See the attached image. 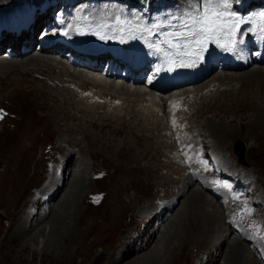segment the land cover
<instances>
[{
  "label": "rangeland",
  "instance_id": "rangeland-1",
  "mask_svg": "<svg viewBox=\"0 0 264 264\" xmlns=\"http://www.w3.org/2000/svg\"><path fill=\"white\" fill-rule=\"evenodd\" d=\"M18 1H20V0H0V15L5 11L6 6L15 5ZM28 1H30L32 3L38 2V0H28ZM114 1H116V0H114ZM263 1L264 0H258V1H253L252 4L249 3L250 5L247 4L245 6L246 12L249 14H252V13L255 14L256 13L257 15L260 16V13L264 10V4L262 3ZM60 2H61V0H60ZM193 2H194V0H172V2L170 4L162 3V4H158L157 6L155 4H149V2H148V4H145L143 7H139V8L132 7V8L137 10L138 17L143 19V18H146L148 16L149 17L148 23L149 24L154 23V29L155 30L158 29L157 28V19L159 16L160 17L162 16L163 18H165L166 14L170 13V12L171 13H174V12L180 13V16L182 15L180 17V21H179V23H181V25H177L176 28L178 29V31H175V32L176 33L178 32L180 34L179 38L182 40L183 37L187 33H190V32L192 33L194 30V29H192V27L187 25L186 21L184 20V18L186 17V16H184V14L186 12H189L190 5H192ZM120 6L125 7L126 5L120 4ZM58 9H60V8H58ZM75 14H76V17L78 19L79 16L77 15V13H75ZM58 16H60V14L56 15L55 17L57 18ZM102 17H105V18H102ZM102 17H101L102 19H96V20L88 17V21L91 22L93 24V26H95V27L97 26V31H96L97 35L106 36L107 34H111L112 32L115 33L117 29L121 30L122 28H125L127 26L126 24H122L121 26H119L116 23V19L113 18V15H106L105 13H103ZM93 18H95V17H93ZM81 20H84L87 23L85 18H83ZM93 20H95V21H93ZM103 21H105V22H103ZM225 21H226V23H225L223 28H225L226 24H227V26H229L227 18H225ZM85 22H83V25L85 24ZM238 22H239V19L234 18L233 23L237 24ZM148 23H147L148 29H149V27L153 28L152 26H149ZM233 23H231V25H233ZM248 25H251V24H248ZM163 26L166 28L168 26V24L164 23ZM187 29H188V31H187ZM85 31L86 30H81V32H85ZM149 31H150V29L147 30L148 33H150ZM58 32H59V30H58ZM156 32L155 33L157 35L158 31H156ZM223 32H227V30L225 31V29H223L222 31H219L217 33L224 34ZM89 34L90 33H88V35ZM192 36H193V34H192ZM149 40H151V38ZM152 40H155V36L152 37ZM27 42H29V38L25 39L23 43H27ZM5 43H6V39H5ZM36 46L37 45L34 44V48L32 47L34 52L31 51L32 52L31 55H33V54L38 55V52L36 51V48H35ZM5 48L6 47H4L3 49L5 51H7V49H5ZM1 53H5V52H1ZM52 56L57 60H61L62 62L63 61L65 62L64 59L58 58L57 56H55V54H52ZM3 57L5 59L7 58V56H3ZM1 58L2 57L0 56V59ZM30 67L31 68L33 67L32 69L34 71L35 70L37 71V69H38V67H36V66H30ZM253 67L264 68V65L253 64L252 68ZM102 69H100V70H102ZM33 70H29L25 77L28 80L39 82L33 76V74L30 73ZM247 70H248V68H244V69H242V72H245ZM37 72H41V71H37ZM86 72H88V71H86ZM240 72H241V70H239V71L212 72L206 78H204V80L200 81V83L190 86L189 91L192 92L199 85H202L206 80H207V82L212 81L213 80L212 78L217 76V75L222 76V75H225L227 73H228V75H238V74H240ZM234 73H238V74H234ZM36 74H38V73H36ZM3 76L5 77V75H3ZM259 77L260 76L256 75V76H253L252 79H250V80H243V82L249 84L251 90L257 91L259 93V100L256 102L257 106L248 107L247 109H245L244 112H238V113H233V114H229V113L225 112L224 114L223 113L220 114L217 118H214V117L211 118V116H213L212 115L213 112H215V111L217 112V109L219 108V107H217L218 105L229 107L231 104L235 103L234 94L229 95V92H221V94L217 95L214 99L212 97H209L208 99H206L204 101L206 103L203 102L201 104L199 102L198 105H195L194 110L196 109V112H195V114L193 113V115H192V117H193L192 122L195 125L196 131L194 133H191L192 135L189 134L190 137L191 136L193 137L194 142L196 141V143L199 144L198 147H200V150L203 149L202 148L203 144L206 146V148L203 146L205 149L204 151H206L205 153L210 155L212 157V160H213L210 163L211 168L216 167L217 163L219 162L220 165L222 166V170L225 173L230 174L232 176L238 175L240 177H243L244 182L249 183L248 186L250 187V190L251 191L253 190V192H254L252 200L254 203L253 206H254L255 212L253 213L249 209H245L246 215L241 216L240 218H237L236 220L233 221L231 219V215L234 212L232 210V206L231 205H228V207L222 206L225 209L224 208L221 209L220 208L221 205L219 204L218 201H212L211 200V195L208 192L209 189H205L206 192L203 191L204 192V194H203V192H201L202 190L200 189V187L195 182L193 185H191V187L193 189L190 187L191 190H189L185 196V198H186V197H188V195L191 192H196V193L202 194L204 200L209 205H215V203H216L215 207H217V205L220 206L219 211L223 212V214H222L223 223L228 224L230 227H232V229L234 231H238V232L243 231L242 233L247 234L249 236L250 240L253 241V245L255 244L256 246L258 245V242H260L263 238V233H262L261 229H264V94H263L264 93V84L261 87V88H263V90L260 92L259 91L260 88L257 85V81L260 79ZM11 79L13 80V77H11L9 80L8 79L5 80L4 83L0 82V120H2V122H0V147H2V148H0V161H1L0 162V203H1V206H0V244L4 241L5 236L8 234L9 228H11V226L17 221V219H19L21 217V213L25 211V209L29 205V201L35 198V193L37 191H39L41 189V187H43L47 184V181H48L47 179L51 175V171L56 174V177L61 178L63 180V182L65 181L66 185L64 184V187H62L63 189L60 188V190H59L60 192L58 191L60 194L62 191H65V190L68 191L74 185V183L72 181L77 180L79 177L78 175H80V173L78 171L79 170L78 166L80 164L81 158L85 159V164H87L86 167L88 170L85 172V176H86L85 177V181H86L85 183L86 184H84L85 186L83 185L84 189L83 188L81 189V192L79 195V201H78L79 204L77 205L78 211L75 213L74 209H72V213L74 214L73 215L74 218L72 220L77 221L76 222L77 226L75 227V234H74V236H75L74 239H76L75 243L78 242L77 240L79 237V233H78L79 231L77 230V227H78V224L81 223L80 217L83 215L89 219V220L87 219L85 221L88 225L93 226L96 224L95 226H98L99 228L101 226H103L102 229L101 228L99 229L101 234H102V232H104L106 226L111 225V224L113 225L114 233H113V231H111L110 233L108 232L105 236L107 237L108 234H110L112 237H110V235L107 238L104 237L103 241L101 242L102 244L100 243L94 249L90 250L91 252L90 251L88 252L89 255H91L88 258H82L84 256H81V257H78L79 259L78 258H74V259L73 258H59V259L55 258L56 259L55 260L54 258H49V259L48 258H41V259L36 258L34 260H31V258H29L30 255L27 254L28 255L27 260L23 261L22 258H18L16 256V252L15 253L12 252V254L9 255V258H3L4 256H2V250H0V264H64V263L65 264H79V262H80V264H100V262L102 264H111V262L114 258V256H113V258H111V254L114 252V250L118 249L122 253L123 252L127 253L128 251H131V248L127 249L124 246H125L126 242L127 243L129 242V240H128L129 239V235H128L129 232L132 233L133 231L134 232L136 231L137 233H139L138 240L142 239L143 240L142 242H151L154 240L153 244L150 246L144 245V243H143V245L139 249V251L141 250L140 252L143 251V253H147L149 250H152V249L155 252L156 249L158 248V246L160 248L161 247L160 244H158V246H156L155 243L158 240H162L165 236L167 237L168 235H170V233H171V231H170L171 227L170 226L174 222L173 220L169 224H168L169 219L165 222L166 226H164L163 230L160 231L161 233L154 231V229L156 227V223L153 224V228L149 229V230L148 229L146 230V228L142 229L141 231L138 228L133 229V227L135 226L133 219L136 215V211L139 209V207L147 206L148 204H150L152 187L154 185H163V184H165V181H164V178L162 177L163 176V170L161 169L162 163L159 159V151H155V152L151 153L152 156L156 157V159H157L156 162L159 164V165H157L158 167L156 165H154L151 168V170H149L148 172L147 171H141L139 173H134L133 172V171H135L134 162L137 159V155H138L136 149H134V147H136L135 146L136 139L133 138V135L130 133L129 129H125L121 134H116L112 131L114 126L116 124H118L120 121L128 122V121H131L133 119V118L130 119V117H132V116H125V117L123 116L125 111L127 109H129L128 106L122 105V109L119 111L120 115L117 119L113 118V116L116 115L113 113L110 114L109 116L108 115L105 116L104 114H101L99 112L91 113V115L81 113L82 116L80 114L79 115L77 114V116H76V115H74L75 110L72 109L70 106L67 107L66 105H65V107H67V109L65 108L64 112L54 113L53 111H51V112L47 111L45 114V117H46L45 118L42 115L43 113L41 111V107L47 108V106H48L47 104L51 103V101H52L51 96L47 95L46 96L47 100H44V102H43V100L40 99V97L43 95V93H40V94L38 93L37 97H35V96L33 97L32 95L29 96L30 93L28 92V88L26 87L24 82H22L20 80L18 82H15L14 80L12 81ZM107 79H110V78H107ZM110 80H113V79H110ZM41 84L42 83L39 82V88L41 90H44V91L48 90L45 86H43V85L41 86ZM130 86H131V88H133L134 86L138 87L139 85L128 84V88H130ZM238 86H239V84H237V86L232 85L230 88L229 87H227V88L231 91V93H233V92L238 93L239 88H240ZM224 87H226V86L222 85L219 87L216 82H212L211 86H208L207 88H205L204 94L208 93L209 90H210V92H212L216 88H224ZM21 88H23V89H21ZM242 88H243V90H245L244 87H242ZM74 90L78 94H80V92L76 88H74ZM179 90H181V89H179ZM148 91H150V90H148ZM248 91H249V89H248ZM150 92H153V91H150ZM178 92H180V91H178ZM223 93H225L226 95L223 96L222 95ZM23 94H25V95H23ZM88 95H90V93L86 92L85 96H88ZM160 95L165 97L168 95V93H163ZM194 95H195L194 93H190L189 96H191V97H187V95L182 96V98L180 100H178V102H179V103H177V104H179L178 107H183L185 111L189 112V105L191 104V101H194L193 100ZM243 95L244 94H242V97H243ZM21 96H22V98H21ZM95 99L97 101L103 100V99L101 100L98 98H95ZM185 99H186V101H185ZM18 101L19 102L22 101V103L20 104V103H18ZM28 101H30V102H28ZM103 102H106L108 104V106L114 104L115 105L114 107H119L121 104V102H118L117 100L114 102H110L108 98L104 99ZM29 103L32 105V107H30L31 105ZM182 103L183 104L185 103L184 106L182 105ZM24 105H26V107ZM37 105H39V106H37ZM55 105H56V107L59 106V108H62V106H63L62 102H57V103H55ZM207 105L210 106V109H209L210 111L204 112V109L207 107ZM34 106H36V107H34ZM141 107H143V106H141ZM253 108H255L256 110ZM186 109H188V110H186ZM200 110H203V112L201 113ZM40 111L42 114L40 113ZM136 111H138V109L134 108L133 112H136ZM165 111H166V113L171 112V115H172V109L171 108H168ZM65 112H67V114L71 113L70 115L75 117L74 120L71 121L68 119L69 120L68 121L66 119V113ZM162 114L163 113L157 114L158 118L161 120L165 118V116L164 115L162 116ZM195 115H197V116H195ZM182 118L183 117L181 116L180 119H182ZM31 119H32V121H31ZM84 119H85V121H84ZM101 119H102V121H101ZM111 119H113V121H111ZM22 120H24V121H22ZM206 120L211 121L212 124H214L215 126L223 125L226 128H229V136H228V138L225 139V142H227V144H228V150H223L222 152H219V150L216 149V152H214L213 149H211L212 147H210V146L214 145L216 140L213 138H210L208 136L205 137L208 134V128L205 126L206 122H207ZM49 121L51 123H49ZM34 123H36V124H34ZM138 123H139V119L136 118L134 125H138ZM65 124H67V125H65ZM109 124H111L110 127L109 126L107 127V125H109ZM1 125L3 127H1ZM99 125L103 126V127H101V128L97 127ZM32 128H34V129H32ZM54 128L55 129L58 128V129L55 130ZM68 128H70V129H68ZM169 128H170L169 126L165 128V130H167L168 133H170ZM4 129H6V130H4ZM22 130H23V132H22ZM134 130L136 131V132L135 131L134 132H135V135L137 134L136 135L137 138L140 137L144 132V131L137 132L139 130V128H138V130H136V129H134ZM71 131H72V133H71ZM65 132H66V135H65ZM52 133H53V135H52ZM56 133H58V134H56ZM146 134L148 136L151 135L150 133L148 134V132H146ZM2 136H3V138H2ZM30 136H31V138H30ZM22 137H23V139H22ZM27 137H28V139H27ZM6 140H7V142H6ZM21 140H23V141H21ZM126 140L129 142L130 146L133 147L132 153H130L128 151H124V144H125L124 142ZM151 141L152 140H150V141L145 140L143 142L145 145L146 144H154L155 140H153L152 142ZM237 141L242 143L243 148H244V155L242 157V161L239 160L238 157L234 154V147H235V143ZM30 142H31V144H30ZM179 143L180 142H175L172 140L173 145H175V144L178 145ZM254 143H256V144H254ZM16 144H18L19 146ZM64 144L67 145L68 147L74 148L75 155L73 157L74 158L77 157L79 160L76 158V161H74L72 165L61 164L60 166L58 165L59 167H57L56 165L58 164V161L61 159L60 157L63 154V149L61 148V146H63ZM216 144H218V142ZM253 146H255V148L252 149ZM121 151L123 152L122 156H121ZM193 152L196 153L195 149H193ZM206 157L208 159V156H205V158ZM57 158H60V159L57 160ZM112 158H114V159H112ZM6 159L8 162L6 161ZM25 161H26V163H25ZM43 162H44V165H43ZM25 165H26V167H25ZM203 166H204V163H203ZM219 167L220 166H218L217 168H219ZM36 168H38V169H36ZM58 168H60V170H58ZM188 170H189L188 171L189 173H192V171H190V169H188ZM24 171H26V172H24ZM98 171H99V175H98ZM111 172H112V174H111ZM23 173H24V176H23ZM75 174H77V177ZM72 175H73V177H72ZM132 176H134V177H132ZM192 176L196 179V181L198 179L200 180V178L197 177L196 175L195 176L192 175ZM129 181H131V183ZM126 184H128L127 189H125ZM129 184H131V186H129ZM111 187H112V189H111ZM185 187H187V186L185 185ZM109 190H110V192H109ZM44 191L41 190V191L37 192V194L41 195L44 193ZM66 191H65V193H66ZM20 194H22L21 195L22 198L18 202V206H17V204H16L17 198H19ZM93 194H95L97 196L96 197L97 199L96 198L95 199L98 200L97 203H95V204L93 203V202H96V201H93L94 200ZM87 196H88V198H87ZM98 196L103 197V198L99 199ZM134 196H135V199H134ZM208 196H209V198H208ZM185 198H183V199L180 198L181 199L180 200L178 197L174 200H170L167 203V206L169 205V206H171L170 208H177V211H178L181 208V207L180 208H178V207L180 206L181 203L183 205V203L185 202ZM80 199H82V200H80ZM63 200L64 199L62 197L61 199H58L57 203H55V205H57V206L54 207V211H53L54 215L60 213L59 208L61 209V206H58V205H61V203H63ZM103 200H104L103 205L100 207V209H97L101 205ZM118 200H120L119 203H118ZM85 201H86V204H85ZM159 203L163 204L164 201L160 202V200H159ZM89 204H91V205H89ZM119 204L122 206L123 213L121 214L119 219L117 217V219H118V221H117V219H115L114 209L117 205L120 206ZM88 206H90L94 209H97V210L88 209L87 208ZM43 208L44 207H41V209H40V207H39L40 211H38V212L42 214V212L44 210ZM55 208H57V209H55ZM86 208L88 209V211ZM126 208H127V210H126ZM154 208H155V206H153V207L149 206L148 209H144V210L146 212H148L150 209H154ZM46 210H47V208H46ZM249 212H250V214H249ZM31 213L32 214L35 213L34 209H32ZM77 213L79 215H77ZM130 215H132V216H130ZM131 217H132V219H131ZM254 218H255V221H254ZM130 219H131V221L129 222L128 220H130ZM51 220H53V219H51ZM111 220H112V223H111ZM174 220H176V219H174ZM228 221H231L233 223H228ZM82 222H84V221H82ZM257 224H258V227L256 226ZM226 226H225V229L228 228ZM255 227H257V228H255ZM258 229H259L258 232L260 233L259 235L257 232ZM125 230H126V232H125ZM225 232L226 231H224V228H223L222 233L217 237L216 243H220L221 236L224 238L227 237V235H225ZM118 235H120V236H118ZM144 236H145V238H143ZM258 236H259V239H258ZM233 238L238 239L239 236L232 233L230 235V239L233 240ZM244 243L245 242L241 243V245H243L246 248L249 257L252 260L251 264H264V262L261 263L260 261H258L256 259V258H258V254L256 252H254L252 248L250 249V247L245 246ZM261 243H264V241H261ZM147 246H148L149 250L147 249ZM154 246H156L157 248H154ZM102 247H104V248H102ZM210 248H211V246H209L208 244L204 245L203 243L201 244V246H197V249H194V250L193 249L191 250V247H189L188 254L186 253V256L184 257V259H182L180 264H202V263L203 264H223L224 263V257H226L227 252L229 251L228 248L223 247V249L217 248L215 250H214V248H212V249H210ZM192 251H195L194 252L195 254ZM216 252H217V254H216ZM190 253H192L193 255ZM3 255H5V254H3ZM11 255H12V257L10 258ZM106 255L108 258L106 257ZM139 255H137L135 257H131L129 260H127L125 263H122V264H136L135 261L137 262V264H141L143 261V258H142V256L139 257ZM221 255H223V256L221 257ZM101 256H103V258ZM118 257H120V256L118 255ZM145 257L147 258L148 255L144 256V259H145ZM80 258H82L83 260L82 259L80 260ZM72 259H73V261H72ZM116 259H118V258H116Z\"/></svg>",
  "mask_w": 264,
  "mask_h": 264
},
{
  "label": "bare ground",
  "instance_id": "bare-ground-1",
  "mask_svg": "<svg viewBox=\"0 0 264 264\" xmlns=\"http://www.w3.org/2000/svg\"><path fill=\"white\" fill-rule=\"evenodd\" d=\"M60 16L57 17V20L60 22L63 21L65 27H61V25H59V24H56L55 26H48L45 33H44L45 36H48L50 34L53 35L56 32H58V30L60 32L63 28H66L68 30L67 36L72 38V39H77V37L73 35L74 28L69 24V22L66 18H61ZM103 22H105V21H103ZM31 29L34 30L35 26L30 27V32L27 33L26 36L22 35L21 37L14 39L12 41L6 40V43H5V39L0 40V56L2 57L0 59V82L4 83L5 80H7V79L9 80L11 77H13V80L15 82H18L19 80L24 82V84L28 88V92L30 93L29 94L27 92L29 94V96L32 95L33 97L34 96L37 97L38 93L39 94L43 93V95L40 97V99L43 100V102H44V100H47V98H46L47 95L51 96L52 101H51V103L47 104L48 105L47 108L41 107V111L43 114L41 113V111H40V113L44 117H45V114L47 111H49V112L53 111L54 113H60V112H64L65 108L67 109V107L70 106L72 109L75 110L74 115H76V116H77V114L78 115L80 114L82 116L81 113L91 115V113H95V112H99L101 114H104L105 116L106 115L109 116L110 114L113 113V114H116L115 116H113V118L117 119L120 115L119 111L122 109V105L128 106L129 109H127L125 111L123 116L124 117L125 116H132V117H130V119L131 118H133V119L131 121H128V122L120 121L118 124H116L114 126L113 129L112 128L111 129L116 134H121L125 129H129L130 133L133 135V138L136 139V144H135L136 147H134V149H136L138 155H137V159L134 162V169H135V171H133L134 173H139L141 171H147L148 172L149 170H151V168L154 165H156V166L159 165L156 162L157 161L156 157L152 156V154H151L152 152L159 151V159L162 163L161 169L163 170V176L162 177L164 178L165 184L154 185L152 187L151 197L149 196L150 197V204H148L147 206H141L136 211V215L133 219V222L135 223V226L133 225L134 226L133 229L138 228L141 231L142 229L146 228V230L147 229L149 230V229H152L153 224L156 223V227H155L154 231L160 232L163 230L164 226H166L165 222L169 219L168 224L170 222H172V220L174 221L170 226L171 227V230H170L171 233L167 237L165 236L162 240L156 241L155 245L158 246V244H160L161 247L159 248V246H158V248H157L156 246H154V248H157L156 251L154 252L153 249L152 250L148 249V246L152 245L154 240L153 241L150 240L151 242H142L143 241L142 239L138 240L139 233H137L136 231L135 232L133 231L132 233L129 232V234H128L129 235V239H128L129 242L128 243L126 242L124 247L127 249L131 248V251H128L127 253L123 252L124 253L123 254L118 249L114 250V252L111 254V258H113V256H114L113 260L111 259L112 260L111 264L125 263L131 257H135L139 254H140L139 257L142 256V258H143V261L141 264H180L182 259H184V257L186 256V253L188 254L189 247H191V250L192 249L194 250V249H197V246H201L202 243L204 245L208 244L209 246H211L210 249L214 248V250L217 248L223 249V247L228 248L229 251L227 252L226 257H224V263L223 264H251L252 260L249 257L246 248L243 245H241V243L245 242L246 244L244 243V245L249 247L250 246L249 241L245 240V237H246L245 235L239 233L238 231H234L232 229V227H230L228 224L223 223V218H222L223 212L219 211L220 206L217 205V207H215L216 203H215V205H209L204 200L203 195L200 193H196V192H191L188 195V197L185 198L187 192L189 190H191L190 187H191V185L194 184V182L197 183V185L200 187V189L202 190L201 192H203V191L206 192L205 189H207L203 182H202V184L200 182H198L199 179L196 181V179L192 176V174L188 172L189 167H191V168L199 169L205 174L208 173V170H206L204 168L203 161L200 157V151H204L205 150L204 147L206 148V146L203 144V146H204V147L202 146L203 149H201V150L198 149L199 144L196 143V141L194 142L193 137L192 136L190 137L189 134L192 135L191 133H194L196 131L195 125L192 122V118H193L192 115H193V113L195 114V112H196V109L194 110L195 105H198L199 102L202 104L209 97H212L214 99L217 95H220L221 92H229V95L234 94L235 103L231 104L229 107L218 105L217 107H219V108L217 109V112L216 111L213 112V114H212L213 116H211V118H213V117L217 118L220 114H222V113L224 114L225 112L229 113V114L244 112L245 109H247L248 107L257 106L256 102L259 100V93L257 91L251 90L249 84L243 82V80H250V79H252L253 76H256V75L260 76L259 77L260 79L257 81V85L259 86V88H260L259 91L261 92L263 90V88H261V87L264 84L263 83L264 82V68H260L261 66L252 68V66H249L247 64V62L242 61L241 55H239L238 61H236V63L237 64L240 63L241 67H243L244 65H247L248 67H244V68H248L247 71L242 72V70H241L240 74L234 73V74H238V75H228V73L225 75H222V76L217 75V76L212 78L213 79L212 81L207 82V80H206L202 85H199L192 92L189 91L190 86L196 85L198 83L189 85L186 88L181 87V88H179L181 90L177 89L176 91H174V93H176V94H171L170 92H168V95L164 97L158 93L150 92V91H152L150 89H145L141 85L140 80L132 82V85H139L138 87L134 86L133 88H131V86H130V88H128V83H122L121 80H119V81L110 80L112 75L109 76V73H105V77H102L100 74V73H102V70H100L98 68V66L97 67H89V68H88V66H86L85 69H87V70L91 69L88 72H86L84 70L76 68L77 64H75V63H70L69 65L67 63L65 64L61 60H57L52 56V54H55V51L57 52L56 49L53 50L56 44H53L51 46L52 48H49V49L39 50V51L36 50L38 52V55H34V54L31 55V53H32L31 51H33L32 47L34 48V44L38 43L37 39L33 36V34L31 35ZM187 31H188V29H187ZM27 38H29V42L23 43L24 40ZM4 47L10 49V52L8 53V55H6L7 56L6 59L3 57L4 53H1V52H4V49H3ZM257 64L264 65L260 62ZM111 65L112 64L110 63L109 67ZM30 66L38 67L37 71H41V72H37L36 70L34 71L32 69L33 67L31 68ZM29 70H33L30 73H32L33 76L39 82L42 83L41 86L42 85L45 86L48 90H46V91L41 90L39 88V82L28 80L25 77ZM36 73H38V74H36ZM3 75H5V77ZM107 78H110V79H107ZM212 82H216L219 87L222 85H225L226 87L216 88L214 90L212 89L213 90L212 92H210V90L208 89L209 90L208 93L204 94L205 88H207L208 86H211ZM237 84H239L238 87H240L238 93H234V92L231 93V91L227 87L230 88L232 85L237 86ZM242 87H244L245 90H243ZM74 88H76L80 92V94H78L74 90ZM21 89H23V88H21ZM248 89H249V91H248ZM148 90H150V91H148ZM178 91H180V92H178ZM86 92H89L90 95L85 96ZM190 93L195 94L194 99H193L195 102L191 101V104L189 105V112H187L184 110L183 107H178L179 104H177V103H179L178 100H180L182 98V96H184V95H187V97H191V96H189ZM242 94H244L243 97H242ZM23 95H25V94H23ZM222 95L224 96L226 94L223 93ZM21 98H22V96H21ZM95 98H98L101 100L108 98L110 102H114L117 100L118 102H121V104L119 107H114L115 106L114 104L108 106V104L106 102H103V100L97 101ZM185 101H186V99H185ZM28 102H30V101H28ZM57 102H62V105H63V106L61 105L62 108H59V106L56 107L55 103H57ZM18 103L21 104L22 101H20V102L18 101ZM204 103H206V102H204ZM184 104L182 103L183 106H184ZM65 105L67 107H65ZM24 106L26 107V105H24ZM37 106H39V105H37ZM141 106H143V107H141ZM30 107H32V105ZM34 107H36V106H34ZM134 108H137L138 111L133 112ZM168 108L172 109V115H171V112L166 113L165 110ZM209 109H210V106L207 105V107L204 109V112H209L210 111ZM253 109H255V108H253ZM186 110H188V109H186ZM200 111H201V113L203 112V110H200ZM65 113H66V119L67 120L68 119L71 121L74 120L75 117L70 115L71 113L70 114H67V112H65ZM158 113H163L162 116L163 115L165 116V118H164L165 120L159 119L157 116ZM181 116L183 117L182 119H180ZM195 116H197V115H195ZM136 118L139 119L138 125H134ZM102 119H101V121H102ZM22 121H24V120H22ZM31 121H32V119H31ZM84 121H85V119H84ZM111 121H113V119H111ZM206 121L207 122H206L205 126L208 128V134L205 137L208 136L210 138L215 139L216 140L215 144L218 142V144H216V145L214 144V145L210 146V147H212L211 149H213L214 152H216V149H218L219 152H222L223 150H228V144H227V142H225V139L228 138V136H229V128H226L223 125L215 126L214 124H212L211 121H209V120H206ZM0 122H2V120H0ZM49 123H51V122L49 121ZM34 124H36V123H34ZM65 125H67V124H65ZM110 125L111 124L107 125V127L108 126L110 127ZM168 126L170 127L169 128L170 133H168L167 130H165V128ZM1 127H3V126L1 125ZM97 127L101 128L103 126L99 125ZM138 128H139V130H138ZM32 129H34V128H32ZM57 129H55V130H57ZM68 129H70V128H68ZM134 129L138 130L137 132L144 131L142 134L143 136L141 135L140 137L137 138L136 137L137 134L135 135L136 131ZM4 130H6V129H4ZM22 132H23V130H22ZM146 132H148V134L150 133L151 135L148 136L146 134ZM71 133H72V131H71ZM56 134H58V133H56ZM52 135H53V133H52ZM65 135H66V132H65ZM2 138H3V136H2ZM30 138H31V136H30ZM22 139H23V137H22ZM27 139H28V137H27ZM145 140L146 141L155 140V142H154V144H146L145 145L143 142ZM172 140L175 142H180V143L178 145H176V144L173 145ZM21 141H23V140H21ZM6 142H7V140H6ZM124 143H125L124 144V151H128V152L132 153L133 147L130 146V144L127 140ZM30 144H31V142H30ZM254 144H256V143H254ZM16 145H18V144H16ZM0 148H2V147H0ZM61 148L63 149V154L60 157L61 159L57 158V160L58 159H60V160L58 161V164L56 166L59 167L61 164L72 165L73 162L76 161V158H77V157H75V158L73 157L75 155L74 148L68 147L65 144L63 146H61ZM253 148H255V146H253L252 149ZM193 149H195L196 153L193 152ZM204 152H206V151H204ZM122 155H123V152L121 151V156ZM112 159H114V158H112ZM6 161H7V159H6ZM25 163H26V161H25ZM43 165H44V162H43ZM86 165L87 164H85V159L81 158L80 164L78 166L79 170L77 169L80 173V175H78L79 176L78 179L72 181L74 183V185L68 191L65 190L66 193H65V191H62L61 194L59 193L60 192L59 190H60V188L64 187L65 181L63 182V180L61 178L56 177V174L51 171V175L47 179L48 180L47 184L45 186L41 187V189L39 190V191L45 190L44 193L41 195L37 194V192H39V191H37L35 193V198L29 201V205L27 206L25 211L21 213V217L19 219H17V221L11 226V228H9L8 234L5 236L4 241L0 244V250H2V256H4L3 258H9V255L12 254V252H14V253L16 252V256L18 258H22L23 261L27 260V258H28L27 254L30 255L29 258H31V260H34L36 258H40V259L41 258H48V259L49 258H54V259L55 258H58V259L59 258H73L74 259V258H78L81 256H84L82 258H88L91 256V255H89L88 252L90 250L94 249L96 246H98L103 241L104 237L107 238L110 235V234H108L107 237L105 236L108 232L110 233L111 231H113V225L112 224L108 225V226L105 225L106 228H105L104 232H102V234H101L99 229L100 228L102 229L103 226H101L99 228L98 226H95L96 224L93 226L88 225L85 222L88 218L83 215L80 217L81 221L79 220L81 223L80 224L77 223L78 224L77 230L79 231L78 232L79 237L77 240L78 242L75 243L76 239H74L75 238L74 234H75V227L77 226L76 225L77 221L72 220L74 218V216H73L74 214L72 213V209H74L75 213L78 211L77 205L79 204L78 203L79 195H80L81 189L83 188V185L86 184L85 183L86 182L85 181V177H86L85 172L88 170ZM25 167H26V165H25ZM36 169H38V168H36ZM58 170H60V168H58ZM24 172H26V171H24ZM111 174H112V172H111ZM75 175L77 177V174H75ZM98 175H99V171H98ZM23 176H24V173H23ZM72 177H73V175H72ZM132 177H134V176H132ZM129 182L131 183V181H129ZM185 185L187 187H185ZM127 186H128V184H126L125 189H127ZM129 186H131V184H129ZM111 189H112V187H111ZM109 192H110V190H109ZM204 192H203V194H204ZM21 195L22 194H20L19 198H17V203H16L17 206H18V202L22 198ZM93 195H94V197H93L94 200L93 199L92 200L96 201V202H93L95 204V203H97L98 200H96L97 196L95 194H93ZM60 197L61 198L63 197V199H64L63 203H61V205H58V206H61V209L59 208L60 213L54 215L53 214L54 207L57 206V205H55V203L58 202V199H61ZM178 197H179V199L185 198V202L183 203V205H182V203L180 204V206L178 208H180V207L181 208L178 211H177V208H170L171 206H169V205L167 206V203L170 200H174ZM87 198H88V196H87ZM101 198H103V197H99V199H101ZM208 198H209V196H208ZM134 199H135V196H134ZM80 200H82V199H80ZM104 200L97 209H100V207L104 203ZM159 200H160V202L164 201V203L163 204L159 203ZM211 200L216 201V200H214L213 197H211ZM119 202H120V200H118V203ZM85 204H86V201H85ZM89 205H91V204H89ZM0 206H1V203H0ZM149 206L150 207L155 206V208L150 209L148 212H146L144 209H148ZM39 207H40V209H41V207H44L42 214L38 212V211H40ZM46 208H47V210H46ZM87 208L91 209V210L94 209L90 206H88ZM127 208H126V210H127ZM220 208L222 209L224 207L221 206ZM32 209H34V211H35V213H33V214L31 213ZM55 209H57V208H55ZM88 209H87V211H88ZM97 209H94V210H97ZM114 211H115V219H117V217L119 219V217L123 213L122 206L117 205L115 207ZM249 214H250V212H249ZM77 215H79V214L77 213ZM130 216H132V215H130ZM51 219H53V220H51ZM118 219H117V221H118ZM131 219H132V217H131ZM131 219L128 221L130 222ZM174 219H176V220H174ZM82 221H84L85 223ZM254 221H255V218H254ZM111 223H112V220H111ZM258 224L256 225L257 227H258ZM225 226L228 228L225 229ZM257 227H255V228H257ZM223 228H224V231H226L225 235H227V237L224 238L221 236L220 243H216L217 237L222 233ZM258 231H259V229L257 230V232ZM125 232H126V230H125ZM113 233H114V231H113ZM232 233L239 236V238L238 239L233 238V240L230 239V235ZM259 234L260 233L258 232V235ZM118 236H120V235H118ZM110 237H112V236L110 235ZM143 238H145V236ZM258 239H259V236H258ZM143 243H144V245H148L147 249L150 252L148 250H147L148 251L147 253H143V251L140 252L141 250L139 251V249L143 245ZM102 248H104V247H102ZM192 252L194 253L195 251H192ZM3 254H5V255H3ZM190 254H192V253H190ZM216 254H217V252H216ZM118 255L120 257H118ZM147 255H148V257L147 258L145 257V259H144V256H147ZM222 256L223 255H221V257ZM11 257H12V255L10 256V258ZM101 257L103 258V256H101ZM106 257H107V255H106ZM82 258H80V260ZM116 258H118V259H116ZM73 259H72V261H73ZM135 263L137 264L136 261H135ZM79 264H80V262H79ZM100 264H102V263L100 262Z\"/></svg>",
  "mask_w": 264,
  "mask_h": 264
},
{
  "label": "snow or ice",
  "instance_id": "snow-or-ice-1",
  "mask_svg": "<svg viewBox=\"0 0 264 264\" xmlns=\"http://www.w3.org/2000/svg\"><path fill=\"white\" fill-rule=\"evenodd\" d=\"M228 7L227 0H194L186 15L192 21L194 30L193 37L198 33L203 36L214 38L215 34L223 30L226 23L225 13L222 9ZM202 43V41H197ZM175 126V125H174ZM219 184V182H216ZM227 187V185H220Z\"/></svg>",
  "mask_w": 264,
  "mask_h": 264
},
{
  "label": "water",
  "instance_id": "water-1",
  "mask_svg": "<svg viewBox=\"0 0 264 264\" xmlns=\"http://www.w3.org/2000/svg\"><path fill=\"white\" fill-rule=\"evenodd\" d=\"M234 153L236 154L238 159L242 161V157L244 155V148H243L242 143H240L238 141L235 143Z\"/></svg>",
  "mask_w": 264,
  "mask_h": 264
}]
</instances>
